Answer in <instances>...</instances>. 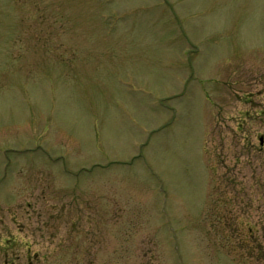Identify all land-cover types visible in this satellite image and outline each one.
Returning <instances> with one entry per match:
<instances>
[{
  "label": "rangeland",
  "instance_id": "1",
  "mask_svg": "<svg viewBox=\"0 0 264 264\" xmlns=\"http://www.w3.org/2000/svg\"><path fill=\"white\" fill-rule=\"evenodd\" d=\"M0 264H264V0H0Z\"/></svg>",
  "mask_w": 264,
  "mask_h": 264
}]
</instances>
